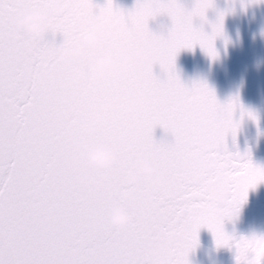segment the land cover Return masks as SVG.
<instances>
[{"label":"snow or ice","instance_id":"obj_1","mask_svg":"<svg viewBox=\"0 0 264 264\" xmlns=\"http://www.w3.org/2000/svg\"><path fill=\"white\" fill-rule=\"evenodd\" d=\"M214 6L215 0H195L192 8L182 0H136L129 9L116 0H0V264H192L203 227L218 247L236 250V264H264V235L229 233L227 219L210 208L213 196L223 193L242 206L249 190L264 181V166L254 162L251 149L241 152L237 145L233 151L228 143L229 136L236 141L245 113L257 117L238 96L221 102L205 81L185 83L176 68L181 49L196 44L213 59L219 56L215 41L224 35L226 13L209 21ZM35 10L53 19L43 37L18 27L19 18ZM162 15L172 21L166 33L150 27ZM90 17L103 25L100 47L86 46L82 57L65 61L63 42L79 39ZM152 40L162 45L161 54L131 70L102 79L78 75L105 50L135 52ZM37 65L45 69L34 81ZM140 97L149 106L129 112L126 105ZM194 102L201 109L197 119ZM103 103L111 109L89 135V113ZM158 127L165 133L159 139ZM210 129L217 131L214 139H207ZM83 141L108 144L118 155L110 169L91 170L103 184L79 181L83 169L74 160ZM141 156L165 174L166 184L143 177L128 183ZM123 191H132L134 199L122 200ZM117 203L132 215L125 228L110 221ZM170 226L176 238L147 252L146 243Z\"/></svg>","mask_w":264,"mask_h":264},{"label":"water","instance_id":"obj_2","mask_svg":"<svg viewBox=\"0 0 264 264\" xmlns=\"http://www.w3.org/2000/svg\"><path fill=\"white\" fill-rule=\"evenodd\" d=\"M96 2L103 4L105 0ZM135 2L116 0L125 9L132 8ZM182 2L188 8L195 4V0ZM221 11L226 15L224 35L215 41L219 56L213 59L196 44L192 49H181L176 68L185 83L205 81L221 102L238 96L244 108L255 113L256 120L245 113L236 141L229 136L228 143L233 151L237 145L241 152L251 149L254 162L264 166V0H215V6L207 11L208 20L216 21ZM171 23L168 16L162 15L150 21V27L166 33ZM195 23L199 26L202 21L196 18ZM203 24L205 31L211 32V24ZM56 39L60 42L63 37L58 34ZM155 71L160 74L159 65ZM240 115L238 109L236 118L240 119ZM155 135L158 139L164 137V130L158 127ZM167 139L173 137L169 135ZM225 228L237 236L264 235V181L249 190L240 217L226 220ZM199 240V246L190 255L192 264H236V250L218 247L207 227L200 229Z\"/></svg>","mask_w":264,"mask_h":264},{"label":"clouds","instance_id":"obj_3","mask_svg":"<svg viewBox=\"0 0 264 264\" xmlns=\"http://www.w3.org/2000/svg\"><path fill=\"white\" fill-rule=\"evenodd\" d=\"M53 23L52 17L42 11L35 10L24 13L18 20V27L26 33L34 37H43ZM105 36L102 23L95 17H90L86 23V27L80 33L79 39H66L60 49V56L65 61L72 63L74 60L85 54L86 46L92 48L100 47ZM162 45L157 40L149 41L144 47L138 48L135 52H129L124 46L116 51L105 50L88 65L87 69H77L78 75L81 77H90L93 79H102L107 76L117 75L121 70H131L137 62L144 61L149 58H156L161 54ZM45 69L43 65H37L33 69L31 76L34 81L41 78V72ZM149 102L146 97H140L138 100L130 101L126 108L129 112H134L138 107H148ZM111 109V105L103 103L98 106L95 111L89 113L85 131L90 135L95 131V125L104 119L105 113ZM191 115L197 119L201 115V109L198 103H193ZM217 135L215 129L207 132V139H214ZM203 145L196 148L193 155L200 157L203 154ZM77 156L74 164L82 167L79 181L82 184H103L104 178H97L93 175V169H110L117 161L118 155L114 148L108 144L97 142L83 141L78 145ZM129 184H136L142 177L147 178L156 186L166 184L167 178L156 164L148 157L141 156L136 160L133 167L128 172ZM121 199L124 201L134 199L132 191L121 192ZM210 208L218 216L227 220H237L242 212V206H238L232 196L228 193L217 194L213 196ZM110 221L113 227L125 228L132 222V215L123 204H115L110 212ZM177 235L175 226H170L162 230L156 238L150 240L145 245V250L149 253L159 252L163 245L174 240Z\"/></svg>","mask_w":264,"mask_h":264}]
</instances>
